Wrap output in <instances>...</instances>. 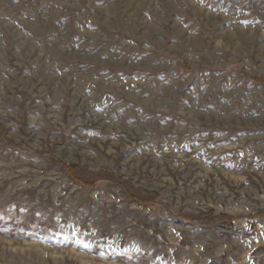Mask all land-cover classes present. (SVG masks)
<instances>
[{"label":"rangeland","instance_id":"obj_1","mask_svg":"<svg viewBox=\"0 0 264 264\" xmlns=\"http://www.w3.org/2000/svg\"><path fill=\"white\" fill-rule=\"evenodd\" d=\"M249 77L264 0H0V264H264V215L243 217L264 210Z\"/></svg>","mask_w":264,"mask_h":264},{"label":"trees","instance_id":"obj_2","mask_svg":"<svg viewBox=\"0 0 264 264\" xmlns=\"http://www.w3.org/2000/svg\"><path fill=\"white\" fill-rule=\"evenodd\" d=\"M249 79L255 83V84H264V80L260 78L255 77H249ZM67 171L69 172V175L73 181L80 183L84 185L85 187H91L93 186L90 182H95L99 179H105L109 183L119 185L125 192V194L128 196V198L132 201H136L140 204H147L152 200L156 199L155 196L151 195L150 192L134 188L131 186L128 182L120 179L117 176H113L111 174H102V173H93L90 171H83L79 170L74 165H65L63 164ZM172 215L179 219H183L186 222H189L190 224L196 225L200 228L208 229L212 228L214 226H223L224 228L230 229L232 227V218L227 215H212V214H206V216H193L188 215L185 213H181L179 211H173ZM255 215H264V210H256L252 214H246L243 215V217H252Z\"/></svg>","mask_w":264,"mask_h":264}]
</instances>
